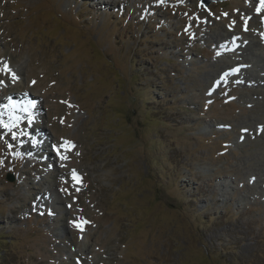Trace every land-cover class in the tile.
<instances>
[{"label": "rangeland", "instance_id": "rangeland-1", "mask_svg": "<svg viewBox=\"0 0 264 264\" xmlns=\"http://www.w3.org/2000/svg\"><path fill=\"white\" fill-rule=\"evenodd\" d=\"M260 7L0 0V264H264Z\"/></svg>", "mask_w": 264, "mask_h": 264}, {"label": "bare ground", "instance_id": "bare-ground-1", "mask_svg": "<svg viewBox=\"0 0 264 264\" xmlns=\"http://www.w3.org/2000/svg\"><path fill=\"white\" fill-rule=\"evenodd\" d=\"M263 9V8H262ZM262 9H261V11H262ZM249 11V10H248ZM254 12V11H253ZM264 12V11H263ZM255 13V12H254ZM256 14V13H255ZM255 14H253L254 16H255V18H254V21H257V19L259 18V16L258 15H255ZM262 14H264V13H262ZM251 15V14H250ZM252 16V15H251ZM253 16V17H254ZM264 19V18H263ZM262 20V19H261ZM263 21V20H262ZM264 29V28H263ZM261 30V29H260ZM214 31V30H213ZM212 31V29L211 30H208V33L210 32V34L211 35H209L208 37H206V39H204V41H207V40H209V39H219V40H221V39H224V38H226V37H232V39H234V35H232L233 33H229L228 31H222V30H220V29H218L217 31H214L213 32ZM248 32V34L251 36V38H246V39H243L242 41H239V43H240V46H238V49L236 50V51H240V53H243V52H246V51H248V52H251L252 53V56L255 54V50H256V47H260L261 49H263L264 50V30L262 31H260L259 33L257 32V35L256 36H254V35H252L251 33H252V31H250V30H248L247 31ZM256 34V33H255ZM254 36V37H253ZM237 36H235V38H236ZM245 41H247V43L245 44ZM246 45L245 47H241V45ZM254 48H255V50H254ZM233 49H234V47H233ZM258 49V48H257ZM262 52V51H261ZM258 54V53H257ZM248 55H250V53H246V55H241L242 56V58L244 59V61L245 62H238V61H236V60H234V61H228V66L229 65H232V64H234L233 66H231L230 68L229 67H226V68H228V70L230 69V71L231 70H233V68L234 67H239V65L241 66V65H244V63L245 64H247V65H254V59L256 60V59H259V61L262 63V65H264V56L262 55H259V56H257L256 55V57H254V58H247V56ZM233 58V57H232ZM236 58V57H235ZM228 59H229V56H228ZM226 60V59H225ZM219 61V60H218ZM227 61V60H226ZM235 61H236V63H235ZM225 63V62H224ZM256 63V62H255ZM4 64V63H3ZM5 66V65H4ZM224 66V65H223ZM222 68V67H221ZM225 68V69H226ZM263 68V67H262ZM225 69H224V71H225ZM235 69V68H234ZM264 69V68H263ZM224 71H221V73H220V75L221 74H224ZM243 72H244V70H243ZM18 73H21V68H19L18 69ZM211 75V74H210ZM217 76V75H216ZM239 77V76H238ZM13 88V87H12ZM10 89V88H9ZM3 92V90H2V88H0V94ZM261 92V91H260ZM259 93V92H258ZM12 94V93H11ZM14 94V93H13ZM260 94H262V93H260ZM0 97H1V95H0ZM25 97H26V94H22V92H21V95H20V98H17V99H15L14 98V96H11V95H9V99H8V104H4V105H0L1 107H0V119L1 118H5L4 119V122L7 124V125H9V123H10V121L12 120V118H13V116L11 117V119H8V122H6L7 120H6V117H5V113L3 112V111H1L2 110V108L5 110V109H11L12 111H13V109H12V107H13V105H17L18 107L20 106V108H25L26 110H29V113L27 114V112L26 111H24L23 112V115L24 116H22L23 118H25V117H30V118H32V120L35 118V119H37V118H40V116L43 114H41V113H39V110L40 111H42L43 110V108H42V105H40L39 103V105L38 106H36V107H32L31 106V104H29V105H27L26 104V100H25ZM30 97V96H29ZM0 104H2V102H0ZM24 105V106H23ZM5 106H6V108H5ZM9 113V112H8ZM15 113H17V112H15ZM14 113V114H15ZM41 114V115H40ZM16 115V114H15ZM17 115H22L21 113H18ZM10 118V117H9ZM3 121V120H2ZM11 123H13V121L11 122ZM27 123V122H26ZM22 124H24V123H22ZM27 125H29V124H27ZM32 125H33V127H31L32 129L30 130L31 131V135H34V137L31 139V140H34L35 142H33L34 143V151H36V153H39V152H41V151H43V149H45V151H46V148H47V146H48V144H46L45 143V141L47 140L46 139V137H45V133H43L44 131H43V129H42V127L41 126H37V123H32ZM22 126V125H21ZM26 127H28V126H26ZM1 128L5 131V127H4V125H1ZM0 128V129H1ZM29 129H30V127H29ZM42 130V131H41ZM44 135H43V134ZM42 138H45L46 140L45 141H43V144L41 143L42 142ZM28 140H30V137H29V139ZM50 143H51V140H50ZM50 143H49V145H50ZM40 144H42L41 146H40ZM28 148V150L29 151H31V149H29V147H27ZM27 151V150H26ZM42 158V157H41ZM56 162H58V160L56 161ZM48 192H49V189H47V190H45V191H43V196H45V195H47L48 194Z\"/></svg>", "mask_w": 264, "mask_h": 264}, {"label": "water", "instance_id": "water-1", "mask_svg": "<svg viewBox=\"0 0 264 264\" xmlns=\"http://www.w3.org/2000/svg\"><path fill=\"white\" fill-rule=\"evenodd\" d=\"M223 1H227V0H201V2H202V4L204 5V6H209V5H211L212 3H214V2H223ZM9 179L12 181L13 180V178L10 176L9 177Z\"/></svg>", "mask_w": 264, "mask_h": 264}, {"label": "snow or ice", "instance_id": "snow-or-ice-1", "mask_svg": "<svg viewBox=\"0 0 264 264\" xmlns=\"http://www.w3.org/2000/svg\"><path fill=\"white\" fill-rule=\"evenodd\" d=\"M261 8H264V0H261V7L260 8H257V12L259 13L260 11H261ZM245 31H247V28H245ZM246 131V130H245ZM56 151H57V153L59 154V148H56L55 149ZM62 159H63V157H61ZM73 178L74 179H77V177L75 176V174H74V176H73Z\"/></svg>", "mask_w": 264, "mask_h": 264}, {"label": "trees", "instance_id": "trees-1", "mask_svg": "<svg viewBox=\"0 0 264 264\" xmlns=\"http://www.w3.org/2000/svg\"><path fill=\"white\" fill-rule=\"evenodd\" d=\"M1 251H3V250H1ZM223 252H224V250H223ZM221 254H223L222 252L221 253H219V255H221ZM3 256H2V254H1V252H0V262H3ZM222 259V258H221Z\"/></svg>", "mask_w": 264, "mask_h": 264}]
</instances>
